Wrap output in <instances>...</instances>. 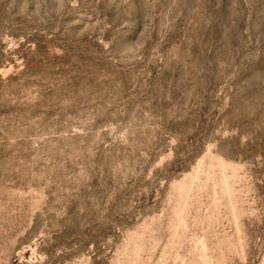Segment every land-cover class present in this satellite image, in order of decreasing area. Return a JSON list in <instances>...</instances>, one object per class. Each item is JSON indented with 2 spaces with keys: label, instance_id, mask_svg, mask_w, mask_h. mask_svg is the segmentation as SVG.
Segmentation results:
<instances>
[{
  "label": "rangeland",
  "instance_id": "1",
  "mask_svg": "<svg viewBox=\"0 0 264 264\" xmlns=\"http://www.w3.org/2000/svg\"><path fill=\"white\" fill-rule=\"evenodd\" d=\"M0 264H264V0H0Z\"/></svg>",
  "mask_w": 264,
  "mask_h": 264
}]
</instances>
